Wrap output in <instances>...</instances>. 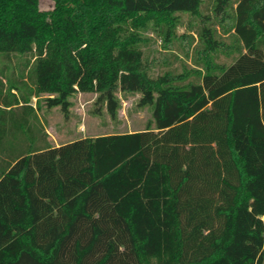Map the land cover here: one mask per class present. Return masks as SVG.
I'll return each mask as SVG.
<instances>
[{
  "label": "trees",
  "instance_id": "16d2710c",
  "mask_svg": "<svg viewBox=\"0 0 264 264\" xmlns=\"http://www.w3.org/2000/svg\"><path fill=\"white\" fill-rule=\"evenodd\" d=\"M53 1L0 0V264H264V0ZM178 13L197 68L154 78L139 30ZM119 91L154 128L49 143L43 95Z\"/></svg>",
  "mask_w": 264,
  "mask_h": 264
},
{
  "label": "rangeland",
  "instance_id": "374dc122",
  "mask_svg": "<svg viewBox=\"0 0 264 264\" xmlns=\"http://www.w3.org/2000/svg\"><path fill=\"white\" fill-rule=\"evenodd\" d=\"M39 7L43 11H50L54 7V1L39 0ZM200 19L203 17L196 18L189 14L178 13L173 28L175 39L168 45L164 43L157 22L149 21L142 26L139 30L141 47L152 77L156 78L167 71L183 73L197 68L194 62V50L199 44L196 27ZM165 25L167 26L168 23L165 22ZM221 25L219 29L223 32V29L230 23L226 20ZM224 58H220L219 62H223ZM22 61L24 58L19 56L13 60L12 65L18 67ZM47 97L43 95L39 117L44 124L51 145H61L83 137L154 128L152 110L148 106H140L142 95L139 92L119 91L117 93L119 109L116 118H112L106 109H103L100 115L94 112L97 107V94L95 93H75L71 97V107L67 115L61 111L60 107L48 108L44 101ZM31 102L36 106L37 98H33Z\"/></svg>",
  "mask_w": 264,
  "mask_h": 264
},
{
  "label": "crops",
  "instance_id": "0c3cea01",
  "mask_svg": "<svg viewBox=\"0 0 264 264\" xmlns=\"http://www.w3.org/2000/svg\"><path fill=\"white\" fill-rule=\"evenodd\" d=\"M83 138H85V137H83ZM62 145V144H61ZM54 146H60V145H54Z\"/></svg>",
  "mask_w": 264,
  "mask_h": 264
}]
</instances>
